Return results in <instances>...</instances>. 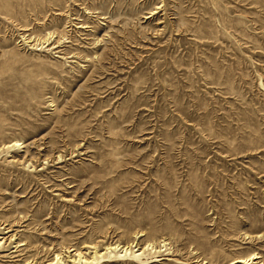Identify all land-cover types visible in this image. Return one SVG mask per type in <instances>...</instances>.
<instances>
[{"label": "rangeland", "instance_id": "obj_1", "mask_svg": "<svg viewBox=\"0 0 264 264\" xmlns=\"http://www.w3.org/2000/svg\"><path fill=\"white\" fill-rule=\"evenodd\" d=\"M92 246L264 263V0H0V264Z\"/></svg>", "mask_w": 264, "mask_h": 264}, {"label": "bare ground", "instance_id": "obj_2", "mask_svg": "<svg viewBox=\"0 0 264 264\" xmlns=\"http://www.w3.org/2000/svg\"><path fill=\"white\" fill-rule=\"evenodd\" d=\"M17 146H19V143H16ZM150 245V244H149ZM119 248V246L117 247H114V248H108V251H110V254L112 253V250H117ZM91 249H94V254H93V258L92 260L91 259H88L85 255V253H83L82 251H75V250H72L74 251V257L73 256H70L69 258H71V260L69 261L70 263H76V264H93L94 262H96L98 260V258H101V254L98 252V248L96 246H92ZM124 250H128V249H124ZM72 251H70L69 253H71ZM90 253V252H89ZM104 255V254H103ZM259 259V256H253L251 259H249V262L250 261H253V260H258ZM237 264L238 263H244L242 260H239L236 262ZM52 264H66V263H63L62 260H61V257L60 255H57L56 258H55V261L52 263ZM258 264H264V263H258Z\"/></svg>", "mask_w": 264, "mask_h": 264}]
</instances>
